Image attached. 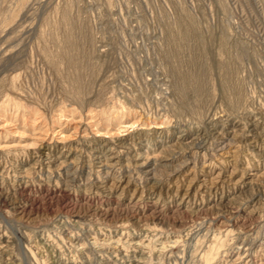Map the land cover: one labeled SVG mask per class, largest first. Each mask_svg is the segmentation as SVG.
Segmentation results:
<instances>
[{
    "label": "rangeland",
    "instance_id": "374dc122",
    "mask_svg": "<svg viewBox=\"0 0 264 264\" xmlns=\"http://www.w3.org/2000/svg\"><path fill=\"white\" fill-rule=\"evenodd\" d=\"M0 264H264V0H0Z\"/></svg>",
    "mask_w": 264,
    "mask_h": 264
}]
</instances>
